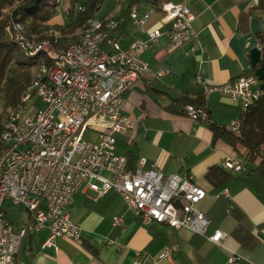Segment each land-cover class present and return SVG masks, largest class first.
<instances>
[{"label":"built area","instance_id":"2783aa9c","mask_svg":"<svg viewBox=\"0 0 264 264\" xmlns=\"http://www.w3.org/2000/svg\"><path fill=\"white\" fill-rule=\"evenodd\" d=\"M255 3L259 0H253ZM79 12L83 7H78ZM55 13L61 12L60 7ZM131 24L143 28L147 15L138 6L128 10ZM194 16L184 4L169 1L159 7L158 25L145 39L123 43L116 36L118 21L112 16L87 19L79 34L63 43L57 33L29 39L25 26L10 16L3 24L26 58L42 62L20 95L18 103L4 111L0 132V264H21L19 251L26 236L49 230L41 250L57 252L55 240L79 242L81 228L71 222L68 209L76 194L85 190L95 199L116 193L124 209L142 224L154 222L173 229H187L220 245L224 233L207 235L210 220L197 208L206 192L188 174L164 176L157 165L144 158L141 168L131 169L127 159L115 152L117 137L127 134L135 121L123 113L126 95L138 83L152 87L169 75L164 67L154 69L143 58L162 35L171 48H180L196 37ZM203 100L212 95L238 103L245 112L264 93L255 74H242L222 84L197 77ZM184 115L192 121H208L204 105L186 104ZM226 130L239 134V119ZM94 139H85L87 133ZM222 167L232 173L246 171L243 160L225 156ZM222 195L227 196V191ZM5 206L24 209L28 220L15 231L3 211ZM122 222L115 216L113 227ZM112 244L113 241H108ZM165 249L156 258L139 252L137 264H158L171 258ZM238 260L231 256L229 263Z\"/></svg>","mask_w":264,"mask_h":264},{"label":"crops","instance_id":"0c3cea01","mask_svg":"<svg viewBox=\"0 0 264 264\" xmlns=\"http://www.w3.org/2000/svg\"><path fill=\"white\" fill-rule=\"evenodd\" d=\"M165 1L189 8L197 35L180 48H171L167 36L162 35L144 54L150 66L167 68L169 75L152 87L138 83L126 95L123 113L135 121V126L117 137L115 152L127 159L131 169L141 168L138 160L144 158L146 167L155 163L164 176L191 175L206 192L197 208L211 222L207 235L220 230L225 238L217 245L187 229L154 222L142 224L125 211L116 193L95 199L85 190L74 196L68 209L71 222L81 228L80 241L57 238V252L41 250L49 235V230L43 229L23 240L18 256L21 264H137V253L156 258L165 249L171 250V258L161 259L158 264H264V201L238 182L213 191L204 177L209 167L223 168L224 157L233 155L226 143L213 140L210 126H227L238 120L239 104L212 95L203 100L208 112V121L203 122L186 117V104L182 103L202 98L197 77L210 84H222L242 74H255L250 54L254 48L260 51V62L264 64L257 38L264 33V0L263 6L253 0H161ZM142 3L141 8L138 4L139 15L148 16L143 28L131 24L128 9L122 4L114 14L101 15L118 19L116 36L123 43L145 39L146 33L158 25L160 6ZM48 24L63 22L55 17ZM223 191L228 195H222ZM115 216L122 218L117 227L112 225ZM27 220L26 213L14 227L8 219L15 231ZM231 256L238 260L229 263Z\"/></svg>","mask_w":264,"mask_h":264},{"label":"trees","instance_id":"16d2710c","mask_svg":"<svg viewBox=\"0 0 264 264\" xmlns=\"http://www.w3.org/2000/svg\"><path fill=\"white\" fill-rule=\"evenodd\" d=\"M107 0H85L83 11L79 12L75 8L81 3V0H68L70 5V14L74 17L73 29L81 28L83 23L90 18L101 16L100 7ZM36 0H0V92H2L4 108L18 103L19 98L25 87L23 80L28 81V69L33 68L34 74L39 64L42 62L40 56L27 58L29 63H18L15 61V54L20 50L12 43L3 32L4 20L2 11L6 7H13L10 13L13 18L21 22L26 28V35L29 39L39 40L45 37L50 31L48 23L52 19L54 10L59 6L60 0H39L37 8L32 12H26V9L32 7ZM148 3L154 7H159L161 0H122V5L129 10L132 5ZM263 6V0L258 3ZM81 7V6H80ZM118 20L116 17H114ZM59 28V27H58ZM261 46V54L264 58V33L257 35ZM23 55V54H22ZM25 57V56H24ZM15 61L23 68V73L15 78L4 80V74L7 66ZM262 63L254 69L256 70ZM28 68V69H27ZM33 74V75H34ZM3 82L6 86L2 88ZM182 103L192 105H203V99L184 100ZM4 111L0 112V132ZM239 134L226 130L225 126L211 125L210 130L213 134V140H221L226 143L232 151V154L240 157L245 165L246 171L240 175H234L230 171L213 165L209 167L204 175L206 181L212 187L213 191H221L232 182H238L241 186L253 191L261 200L264 201V93L251 105L245 112L239 116Z\"/></svg>","mask_w":264,"mask_h":264},{"label":"rangeland","instance_id":"374dc122","mask_svg":"<svg viewBox=\"0 0 264 264\" xmlns=\"http://www.w3.org/2000/svg\"><path fill=\"white\" fill-rule=\"evenodd\" d=\"M84 2H85V0H81V3H79L76 6L75 12H73V15H74V13H76V10L78 7L84 6ZM121 4H122V0H107L100 7V14H102V15L114 14V10L117 7H119ZM142 5H143V3H141L140 8L142 7ZM59 7H60L61 12L59 14L54 12L52 19L53 18L55 19V17H58V19H60L63 22V25H59V24H53V25L50 24L49 25V24H47L48 28H50V31H48V33H46V34L48 35L50 33H57L60 35L61 40H63V43H64V42L71 40L74 37H76L80 32V28H75V29L72 28L74 17L71 16V14H70L71 12H70V5H69L68 0H60ZM13 8H14V6L13 7H6L2 11V17L1 18L4 21L10 16V11ZM49 23H50V21H49ZM8 39L10 40V38H8ZM15 61L18 63H21V64L30 62L29 59L24 57L18 51L15 54ZM15 61H11V63L7 66V68L5 70V74H4V80L5 81H7L10 78L18 77L19 75H21L23 73V68L19 64H17ZM28 73H30V75H29L30 78L28 81H26V80L22 81V83L24 85L28 84L33 77L34 70L32 67L28 69ZM1 86H2V88H4V86H6V85L3 82V84ZM3 95L4 94H2V92H0V112H3V110L6 109V108H4V103L2 101ZM87 137L89 138V140H93L94 134L88 132L85 136V139H87ZM3 211H4L5 215L7 216V218L12 222L14 227H17V225H19L23 221V219L25 218V215H26L25 210L18 208V207L5 206Z\"/></svg>","mask_w":264,"mask_h":264},{"label":"water","instance_id":"95a60500","mask_svg":"<svg viewBox=\"0 0 264 264\" xmlns=\"http://www.w3.org/2000/svg\"><path fill=\"white\" fill-rule=\"evenodd\" d=\"M39 0H36L35 4L32 7L26 9V12H32L37 8ZM251 54V66L256 68L260 63V51L257 48H254L250 52ZM255 75L258 80L262 82L261 90L264 92V64L262 63L256 70Z\"/></svg>","mask_w":264,"mask_h":264}]
</instances>
